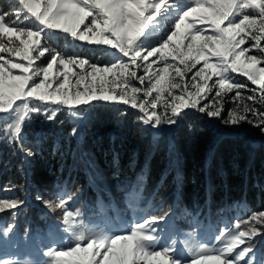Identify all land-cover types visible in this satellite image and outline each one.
Returning a JSON list of instances; mask_svg holds the SVG:
<instances>
[{
	"label": "snow or ice",
	"instance_id": "1",
	"mask_svg": "<svg viewBox=\"0 0 264 264\" xmlns=\"http://www.w3.org/2000/svg\"><path fill=\"white\" fill-rule=\"evenodd\" d=\"M10 3L8 11H0V53L7 54L0 55V114H6L10 121L3 130L4 143L15 153L25 152L22 126H26V118L28 125L33 119L56 120L63 111L82 118L97 107L94 101L110 102L108 106L121 112L126 109H119V105L138 109L142 115L137 119L153 127L177 124V117L188 108L219 117V101L214 98L211 102L216 107L200 106V101L208 99L213 88L215 97L222 99V93L235 90L234 99H239V90H247L248 84L236 80L231 73L246 77L256 86L250 89L253 95L247 96L248 100L264 104V0ZM9 15L11 21L7 19ZM168 21L172 30L162 35L161 29ZM61 39L65 47L73 49L83 50V44L106 46L96 51L113 59L98 66L82 58L80 52L66 55L53 46ZM75 42L83 44L77 46ZM197 65L202 66L192 75L190 85L185 83L186 73ZM141 70L144 75H138ZM213 77L216 80L210 86ZM133 80L140 85L147 81L148 86L137 87ZM177 89L179 94L174 93ZM158 105L163 106L162 114L156 111ZM243 112L257 117L255 126L264 133V111L246 105ZM242 121L253 123L234 109L224 123L237 125ZM69 135L79 141L82 133L78 134L74 126ZM36 198L41 199L39 195ZM69 199L70 194L61 196L59 203H44L50 209L64 210L63 223L69 226L64 231L71 233L70 237L61 236L56 246H48L46 252L38 249L37 258L31 261L0 258V264H264V257L257 259L254 245L241 247L246 239L250 241L259 234L255 226L240 230L242 221L224 228L210 242L181 247L171 235L158 231L164 216L144 217L105 231L89 227L83 220L75 223L74 213L67 207ZM22 204L14 197L0 198V213ZM99 204L103 210V201ZM248 219L264 224V211ZM11 231V226L0 230V239Z\"/></svg>",
	"mask_w": 264,
	"mask_h": 264
},
{
	"label": "trees",
	"instance_id": "2",
	"mask_svg": "<svg viewBox=\"0 0 264 264\" xmlns=\"http://www.w3.org/2000/svg\"><path fill=\"white\" fill-rule=\"evenodd\" d=\"M10 7L8 0H0V11ZM201 66L188 72L184 82L190 85ZM138 75H144L143 71ZM230 75L248 84L247 90H239V99H234L235 90L222 93V99L215 97L213 88L200 106L216 107L211 103L215 98L221 107L219 117L190 108L168 131L144 125L137 119L142 115L138 109L119 105L126 109L121 112L108 106L110 102H93L97 107L83 115L80 126L67 111L53 121L26 122L22 127L25 152L15 153L4 143L3 130L10 121L2 119L0 198L14 197L23 204L0 213V230L12 227L0 239V258L31 261L38 249L46 252L61 236L70 237L64 231L69 227L63 223L64 210L50 209L44 203H59L61 196L69 194L67 207L75 223L83 220L89 227L108 231L144 217L164 216L158 231L171 235L181 247L210 242L224 228L242 221L240 230L255 226L259 234L241 247L251 243L257 259L264 257V224L248 219L264 211V133L255 126L258 118L243 112L246 105L264 111V104L247 99L256 86L246 77ZM134 85L148 86L147 81ZM165 97L171 100L167 93ZM234 109L253 123L225 124ZM156 111L162 114L163 106L158 105ZM74 126L82 133L79 141L69 135ZM28 151L32 154L26 155ZM12 212L17 215L13 217Z\"/></svg>",
	"mask_w": 264,
	"mask_h": 264
},
{
	"label": "rangeland",
	"instance_id": "3",
	"mask_svg": "<svg viewBox=\"0 0 264 264\" xmlns=\"http://www.w3.org/2000/svg\"><path fill=\"white\" fill-rule=\"evenodd\" d=\"M9 1V3H10V0H8ZM11 4V3H10ZM11 19H12V17L11 16H9V21H11ZM172 30V27H171V21H168V22H166V24H165V26L164 27H162V29H161V34L162 35H167L168 34V32H170ZM42 43H43V41H42ZM76 43V45L77 46H79V45H81V44H83V42H75ZM54 47H56L57 48V50H60V51H63L66 55H72L73 54V52L75 51V52H80V55H81V57L82 58H87V59H89L90 60V62H93V63H97L98 64V66H105L106 64H108L112 59H113V57L111 56V55H108V54H105V53H103V52H100V51H96V49L98 48V47H106V46H94V45H87V44H83V50H81L79 47H77V48H75V49H73L72 47H65V42H64V40L63 39H61V40H59V41H57V42H55L54 43V45H53ZM111 51H114V50H111ZM1 54V53H0ZM3 55H7L6 53H4ZM47 55V54H46ZM171 62V61H170ZM160 65H154V68L155 67H159ZM180 67L181 68H183V65H180ZM171 71V70H170ZM186 75H187V73H186ZM185 78H186V76H185ZM213 78H216V77H213ZM212 78V79H213ZM198 80H199V78H197ZM139 83L138 82V80H133L132 81V84H134V83ZM140 85V84H139ZM209 85H210V81H209ZM141 86V85H140ZM192 89H190L189 91H191ZM138 95H140V97H141V99H144V97H143V94L141 95V93L140 94H138ZM153 95L155 96V93H153ZM94 102H96V101H94ZM138 103H139V101H138ZM122 106H127V107H130V106H128V105H122ZM190 108H188V109H184L182 112H184V111H186V110H189ZM181 112V113H182ZM32 115V114H31ZM0 116H3L4 118L3 119H8V117H7V115L6 114H0ZM71 119L72 120H74V121H76L78 124H79V126L83 123V121H84V118H81V117H73V116H71ZM2 119H0V121H1ZM26 122H28V120H27V118H26V121H25V123ZM147 126H149V127H152L154 130H156V131H168L169 129H170V125H164L163 127L160 125L159 127H153L151 124H149V125H147ZM23 127V126H22Z\"/></svg>",
	"mask_w": 264,
	"mask_h": 264
}]
</instances>
